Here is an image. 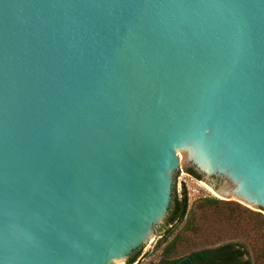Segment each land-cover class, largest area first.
Instances as JSON below:
<instances>
[{
	"label": "water",
	"instance_id": "obj_1",
	"mask_svg": "<svg viewBox=\"0 0 264 264\" xmlns=\"http://www.w3.org/2000/svg\"><path fill=\"white\" fill-rule=\"evenodd\" d=\"M187 168L264 215V0H0V264L143 262Z\"/></svg>",
	"mask_w": 264,
	"mask_h": 264
},
{
	"label": "rangeland",
	"instance_id": "obj_2",
	"mask_svg": "<svg viewBox=\"0 0 264 264\" xmlns=\"http://www.w3.org/2000/svg\"><path fill=\"white\" fill-rule=\"evenodd\" d=\"M183 191L187 196V212L181 224L162 239L168 241L176 236L168 256L177 258L193 250L236 242L246 249L251 264H264L263 214L220 201L205 203V198H218L194 174L181 179L179 198ZM163 246V241L158 242L144 261L136 264H157L163 258Z\"/></svg>",
	"mask_w": 264,
	"mask_h": 264
},
{
	"label": "trees",
	"instance_id": "obj_3",
	"mask_svg": "<svg viewBox=\"0 0 264 264\" xmlns=\"http://www.w3.org/2000/svg\"><path fill=\"white\" fill-rule=\"evenodd\" d=\"M187 170L196 175L200 176L197 174L192 168H187ZM219 201V199H216L215 197H209L205 198L204 202L205 203H210V202H215ZM187 210V196L186 192L183 191L182 196L178 198L176 194L173 195L172 203L169 209V214L166 217L167 221H176L180 222L183 217L186 214ZM264 219V217H262ZM175 239H172L169 241L165 246L162 248V253H163V258L162 259H169L171 258L169 253L173 250L174 248V243ZM216 252H221V253H216ZM216 253V254H214ZM139 254V249L127 260L126 264H131L137 255ZM218 254H224L222 257L223 259L221 261H216L215 258L217 257ZM248 252L246 249L240 245L239 243L236 242H226L221 245H217L214 247H206L202 248L196 251H191L189 256H181L178 260L180 261V264L189 262L190 258H207L209 257L211 260L209 261V264H251L250 260L246 255ZM214 257V258H213ZM166 264H172L174 261L173 260H166Z\"/></svg>",
	"mask_w": 264,
	"mask_h": 264
},
{
	"label": "flooded vegetation",
	"instance_id": "obj_4",
	"mask_svg": "<svg viewBox=\"0 0 264 264\" xmlns=\"http://www.w3.org/2000/svg\"><path fill=\"white\" fill-rule=\"evenodd\" d=\"M168 214H169V212H168ZM167 214V215H168ZM167 215H166V217H167ZM178 222H176V221H167L166 220V218L163 220V222H162V224L161 225H159L157 228H156V232L158 233V234H160V236H162V237H164V238H167V235H168V233H170L171 231H172V228L175 226V224H177ZM169 228H171V229H169ZM172 240V239H171ZM171 240H168V241H166V240H161V241H163V243H164V246L169 242V241H171ZM199 250V249H198ZM137 251V250H136ZM136 251H134L133 253H132V255L136 252ZM194 251H196V250H194ZM216 253H221V252H216ZM216 253H214V254H216ZM189 254H190V252L189 253H187V254H185V255H182V256H189ZM131 255V256H132ZM224 254H218L217 255V257L215 258V260L216 261H221L222 259H223V256ZM130 256V257H131ZM138 256V255H137ZM129 257V258H130ZM181 257V256H180ZM180 257H177V258H169V259H161V260H159L158 261V263L157 264H166V260H173L174 262L172 263V264H180V261H176V260H178ZM214 258V257H213ZM137 260V257L135 258V260L131 263V264H134V262ZM211 259L209 258V257H207V258H190V260H189V262H186V263H182V264H209V261H210ZM127 262V261H126Z\"/></svg>",
	"mask_w": 264,
	"mask_h": 264
}]
</instances>
